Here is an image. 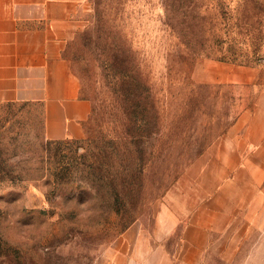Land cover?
<instances>
[{
	"label": "rangeland",
	"instance_id": "1",
	"mask_svg": "<svg viewBox=\"0 0 264 264\" xmlns=\"http://www.w3.org/2000/svg\"><path fill=\"white\" fill-rule=\"evenodd\" d=\"M72 21L94 142L50 145L38 106L0 102V264H264V0H92ZM125 75L159 135L115 205L74 164L126 137Z\"/></svg>",
	"mask_w": 264,
	"mask_h": 264
},
{
	"label": "crops",
	"instance_id": "2",
	"mask_svg": "<svg viewBox=\"0 0 264 264\" xmlns=\"http://www.w3.org/2000/svg\"><path fill=\"white\" fill-rule=\"evenodd\" d=\"M92 0H0V102L36 105L48 141L81 140L93 105L64 56Z\"/></svg>",
	"mask_w": 264,
	"mask_h": 264
},
{
	"label": "trees",
	"instance_id": "3",
	"mask_svg": "<svg viewBox=\"0 0 264 264\" xmlns=\"http://www.w3.org/2000/svg\"><path fill=\"white\" fill-rule=\"evenodd\" d=\"M125 77L127 79L122 87L123 92L117 94L122 96L120 109L127 120V124L124 125L126 137L103 140L102 146L96 143L94 151H87L88 155L80 156V160L74 164V168L81 172V166L87 169L88 175H91L88 178L92 181L101 182L106 193L114 198L115 205L121 201L120 188H126L128 184H140L146 165L142 149L143 140L150 135H159L158 114L151 102L150 90L138 79L135 83H130L129 76ZM94 112L95 110L93 114ZM89 141L94 142L88 139L75 142ZM65 142L67 140L49 141V144L60 146ZM63 165L65 164L61 166ZM103 172H107L108 175L103 176ZM113 211L121 212V208L116 206Z\"/></svg>",
	"mask_w": 264,
	"mask_h": 264
}]
</instances>
